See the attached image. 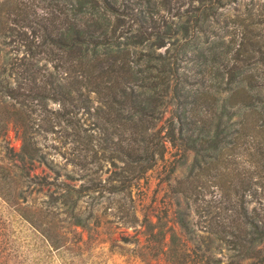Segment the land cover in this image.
Returning <instances> with one entry per match:
<instances>
[{
	"label": "trees",
	"instance_id": "1",
	"mask_svg": "<svg viewBox=\"0 0 264 264\" xmlns=\"http://www.w3.org/2000/svg\"><path fill=\"white\" fill-rule=\"evenodd\" d=\"M139 4V0H0V202L38 230L49 247H69L49 202L36 207L23 203L29 186L41 190L53 184L60 203L73 211V191L83 186L75 187L58 172L52 178L32 172L42 163L52 167L36 130L51 116L59 121L70 119L81 107L89 110L95 94L105 147L112 149L110 157L124 162L116 184L123 189L162 157V136L148 129L170 102L164 135L176 147L178 158L169 162L167 177L185 164L190 153L193 156L187 172L174 174L170 185L177 227L164 228L160 216L145 222L151 247L169 264H264V208L249 209L237 200L222 221L208 219L203 233L194 226L189 203L204 172L214 170L220 183L228 180L227 187L238 199L248 190L256 191L258 186L252 184L264 179L262 84L252 72L239 76L244 71L240 65L221 62L215 67L222 55L218 52L204 74L212 73L213 67L220 80L202 88L186 85L190 75L179 72V53L168 47L157 50L176 29L162 27ZM143 43L149 50L135 48ZM235 58L240 59L237 54ZM151 59L153 64L148 63ZM144 60L147 63L141 66ZM49 101L58 108H49ZM38 111H44V117L39 118ZM106 122L122 129L117 139ZM9 125L21 139L17 150L4 138ZM245 136L252 141L249 160L254 167L241 172L229 165L226 150L233 147L230 139L236 142ZM73 215L75 223L82 224L79 213ZM218 245L229 250L226 263L215 255ZM0 264H25L1 209Z\"/></svg>",
	"mask_w": 264,
	"mask_h": 264
},
{
	"label": "rangeland",
	"instance_id": "2",
	"mask_svg": "<svg viewBox=\"0 0 264 264\" xmlns=\"http://www.w3.org/2000/svg\"><path fill=\"white\" fill-rule=\"evenodd\" d=\"M139 1L141 9L151 11L162 27L170 25L176 29V33L166 38V44L157 50L164 52L168 47L169 52L179 53V72L190 75L186 85L193 89L202 88L204 84L220 80L221 76L214 71L215 68L212 67V73L204 74V71L212 56L222 52L214 66L221 62L240 65L244 71L239 76L252 72L262 84L261 93L264 94V0ZM135 48L149 50L146 43ZM236 54L240 59L235 58ZM153 62L154 59H151L148 63ZM146 63V60L142 61L141 66ZM223 76L225 84L228 74ZM91 97L89 110L81 107L70 119L59 121L51 116V121L42 122L36 130L38 144L52 167L42 163L32 172L46 173L49 178L58 172L59 178L72 182L75 187L83 184L81 190L73 191L74 210L60 203V192L53 190V184L41 190L29 186L31 191L27 200L23 201L28 202L30 207L49 202L51 209L48 210L59 221V228L64 231L69 247H49L38 230L0 202V209L9 220L13 243L25 264H169L161 253H155L156 248L151 247L153 240L145 222H155L160 216L164 228L171 225L177 227L173 211L176 203L170 185L174 182V174L182 176L187 172L193 154L190 153L185 164L167 177L169 162L178 158L176 147L164 135L165 119L171 114L173 104L168 102L148 129L162 136V157L158 156L151 167L132 178L125 188L119 189L116 188V184H120L117 171L124 162L109 156L112 149L105 147V127L103 121L97 120L95 110L100 101L95 94ZM48 107L58 108V103L49 101ZM41 112H36L39 118L44 117V111ZM49 114L53 113L49 111ZM108 125L113 140L117 139L122 129ZM4 138L14 150L19 148L21 139L12 125L8 126ZM228 144H233L226 150L230 166L241 172L254 167L249 160L252 141L248 136L236 142L230 139ZM227 184L228 180L220 183L214 170L202 173L196 180V192L189 203L190 217L197 231L207 232L203 228L208 226V219L222 221L229 212L228 207L237 200L243 201L249 209L253 206L264 208V179L252 184L253 188L258 186L256 191L248 190L239 199ZM76 212L82 224L85 221L86 225L75 223L73 214ZM167 238L166 235L163 243L167 242ZM215 255L221 257L222 263L229 260V250L223 245L215 248Z\"/></svg>",
	"mask_w": 264,
	"mask_h": 264
}]
</instances>
